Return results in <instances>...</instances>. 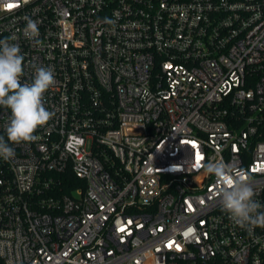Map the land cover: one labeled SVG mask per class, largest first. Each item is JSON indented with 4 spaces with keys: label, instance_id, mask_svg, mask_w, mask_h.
I'll return each instance as SVG.
<instances>
[{
    "label": "built area",
    "instance_id": "obj_1",
    "mask_svg": "<svg viewBox=\"0 0 264 264\" xmlns=\"http://www.w3.org/2000/svg\"><path fill=\"white\" fill-rule=\"evenodd\" d=\"M11 36L22 82L56 83L39 139L0 158V264H264L202 167L245 170L264 204V0H0Z\"/></svg>",
    "mask_w": 264,
    "mask_h": 264
},
{
    "label": "clouds",
    "instance_id": "obj_2",
    "mask_svg": "<svg viewBox=\"0 0 264 264\" xmlns=\"http://www.w3.org/2000/svg\"><path fill=\"white\" fill-rule=\"evenodd\" d=\"M25 20L23 35L34 45H40L38 22L29 17ZM104 22L115 24L107 18ZM15 40V36L0 39V108L10 112L4 128L6 138L0 135V158L5 161L15 155L11 145L37 141V130L54 116L44 102L45 93L56 83L54 68L32 64L31 81L22 82L25 57L19 44L13 42ZM202 167L215 177L214 197L219 199L229 219L250 235L256 228L264 229V204L254 199L251 174L222 159H209Z\"/></svg>",
    "mask_w": 264,
    "mask_h": 264
}]
</instances>
